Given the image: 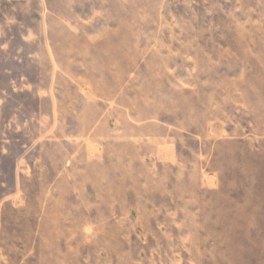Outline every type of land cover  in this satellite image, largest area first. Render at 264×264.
I'll return each mask as SVG.
<instances>
[{
	"label": "rangeland",
	"instance_id": "1",
	"mask_svg": "<svg viewBox=\"0 0 264 264\" xmlns=\"http://www.w3.org/2000/svg\"><path fill=\"white\" fill-rule=\"evenodd\" d=\"M0 264H264V0H0Z\"/></svg>",
	"mask_w": 264,
	"mask_h": 264
},
{
	"label": "bare ground",
	"instance_id": "2",
	"mask_svg": "<svg viewBox=\"0 0 264 264\" xmlns=\"http://www.w3.org/2000/svg\"><path fill=\"white\" fill-rule=\"evenodd\" d=\"M213 181V180H212Z\"/></svg>",
	"mask_w": 264,
	"mask_h": 264
}]
</instances>
